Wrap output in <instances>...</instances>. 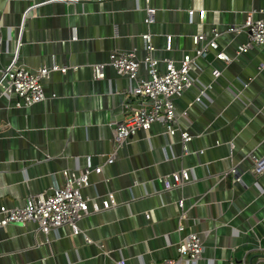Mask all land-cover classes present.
<instances>
[{"label": "crops", "instance_id": "obj_1", "mask_svg": "<svg viewBox=\"0 0 264 264\" xmlns=\"http://www.w3.org/2000/svg\"><path fill=\"white\" fill-rule=\"evenodd\" d=\"M147 7L155 10L150 23ZM262 9L264 0H0V68L11 58L25 10L18 63L31 70L53 62L76 66L43 81L41 102L18 107L14 96L0 98V206L47 194L63 182L62 170L88 162L101 165V172L90 174L83 194L100 202L113 193L116 200L79 220L91 243L68 226L47 235L34 222L0 227V264H159L177 256L176 243L190 231L203 236L197 264H264V172L248 171L247 159L251 152L264 154V44L235 56L246 35L222 33L219 47L232 60L213 52L197 60L196 85L174 98L177 124L192 136L187 152L159 122L115 147L112 124L136 107L127 92L136 80L108 64L104 78L92 75V66L106 63L114 50L135 48L142 58L144 33L157 54L178 60L192 49L194 34L209 36L214 27L223 32L248 14L260 17ZM167 35L170 52L162 51ZM140 77H147L143 67ZM207 85L196 102L199 86ZM233 165L240 181L228 173ZM180 169L188 170L189 180L172 186L170 174Z\"/></svg>", "mask_w": 264, "mask_h": 264}, {"label": "built area", "instance_id": "obj_2", "mask_svg": "<svg viewBox=\"0 0 264 264\" xmlns=\"http://www.w3.org/2000/svg\"><path fill=\"white\" fill-rule=\"evenodd\" d=\"M74 1V0H63ZM35 5H31L34 7ZM25 10L22 21L15 39V47L12 51L9 62L0 68V98L14 96L16 106H30L45 99L43 81L49 78L54 71L66 72L70 66H61L53 62L50 66H40L35 70L26 68L18 63V50L23 43V24L27 14ZM154 8H146L145 22H152ZM195 10H189V16H193ZM261 16L254 18L248 14L245 20L239 25H229L221 32L218 28H212L208 36L205 33L191 36L192 49L185 52L182 57L175 60L171 56L157 54L160 49L155 48L152 43L150 33L141 35L143 41L144 55L138 58L136 49L128 51L114 50L109 53L106 63L100 62L92 66L94 79H102L105 76L104 68L108 64L115 69L116 73L126 75L136 80L134 86L127 89V92L138 100L136 107L129 108L125 118L113 122V142L115 147H119L126 140L135 135L138 131H148L151 125L159 122L164 127V132L170 137L178 135L183 149L187 152V142L192 136L181 130L177 124L174 98L180 96L184 90L196 85V78L192 71L196 62L200 58H206L211 52L214 57L225 62H230L232 57L219 47L218 38L222 33L231 35L245 34L246 41L238 44L234 49L235 56L248 51L253 46L264 44V9L260 10ZM204 10H199V18H203ZM172 36L165 37V44L162 51L170 52L173 49ZM156 53V55H155ZM163 64L162 70L159 69ZM143 67L147 77L138 78V71ZM264 68V63L259 65V69ZM71 69H76V66ZM214 76L219 75V70L212 71ZM207 86H199L196 102H202ZM116 149V148H115ZM114 154L111 153L107 163L113 162ZM250 161L248 171L253 174L264 172V154L257 155L251 152L247 155ZM100 173L101 165L92 166L90 162L80 170L64 169L60 173L63 182H57L51 187L49 193H39L27 196L21 206L6 207L0 206V227L9 224H25L34 222L38 232L47 235L51 231L57 230L60 226H68L72 234H83L84 240L91 243L92 240L84 234L79 227V220L88 214L108 209L116 205L113 193H108L100 202L95 198L84 195L82 189L90 184V174ZM228 173L233 174L235 181H240L241 173L236 165L229 168ZM172 186H178L189 180V172L180 169L170 174ZM178 206L182 208L183 202L178 201ZM181 213L179 218H184ZM145 218H150V213H145ZM184 226L180 223L178 231H182ZM102 248L103 245L99 244ZM177 256L175 258H164L159 264H197L203 256L204 244L203 236L197 231L188 232L176 243ZM118 264H125L120 260Z\"/></svg>", "mask_w": 264, "mask_h": 264}]
</instances>
